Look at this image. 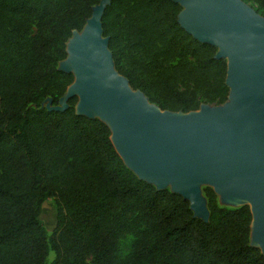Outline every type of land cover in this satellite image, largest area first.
<instances>
[{
	"label": "trees",
	"instance_id": "16d2710c",
	"mask_svg": "<svg viewBox=\"0 0 264 264\" xmlns=\"http://www.w3.org/2000/svg\"><path fill=\"white\" fill-rule=\"evenodd\" d=\"M102 0H0V264H264L251 245L249 206L225 208L203 190L205 223L190 203L127 168L110 129L43 109L74 83L59 70L67 44ZM264 16V0H250ZM176 0H112L102 18L117 72L161 111L189 114L228 101V63L179 24ZM54 200L49 236L44 205ZM133 238L122 259L121 241Z\"/></svg>",
	"mask_w": 264,
	"mask_h": 264
},
{
	"label": "water",
	"instance_id": "95a60500",
	"mask_svg": "<svg viewBox=\"0 0 264 264\" xmlns=\"http://www.w3.org/2000/svg\"><path fill=\"white\" fill-rule=\"evenodd\" d=\"M112 0L93 9L82 32L67 44L59 69L74 83L61 98L64 112L77 98L76 113L110 129L112 143L141 181L190 203L209 222L200 187L249 206L251 245L264 255V18L242 0H176L178 22L195 40L218 49L228 63V101L189 114L161 111L121 76L104 37L102 18Z\"/></svg>",
	"mask_w": 264,
	"mask_h": 264
},
{
	"label": "rangeland",
	"instance_id": "374dc122",
	"mask_svg": "<svg viewBox=\"0 0 264 264\" xmlns=\"http://www.w3.org/2000/svg\"><path fill=\"white\" fill-rule=\"evenodd\" d=\"M246 5H248L249 7H251L260 17L264 18L263 14L260 13L259 8L257 6L256 3L250 1V0H242ZM64 62V61H63ZM61 62L59 64V69L61 68L62 63ZM63 97V96H62ZM61 97V98H62ZM61 98L58 100L57 105H54V100L52 98H48L46 100H44L42 102V108L43 109H53L55 107H59L60 104V100ZM209 187L208 185L204 184L200 187L201 192H202V197L205 199L206 198L204 196L203 190L205 188ZM167 189L172 191V187L168 186ZM218 196V201H219V205L221 207H225V208H239L241 206H244L245 204L243 203H236V202H232L227 200L225 197L221 196V195H217ZM207 204V201H206ZM56 214H57V206L54 200H49L43 207L42 212H41V220L49 234V236H51L56 228L57 225V219H56ZM132 242H133V238L131 236H126L122 241H121V245H120V256L122 259H125L131 251V246H132ZM55 255L54 253H50L49 257H48V261L47 264H51L52 261L54 260Z\"/></svg>",
	"mask_w": 264,
	"mask_h": 264
}]
</instances>
